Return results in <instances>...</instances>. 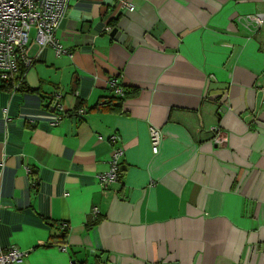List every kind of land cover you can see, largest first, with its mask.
I'll return each mask as SVG.
<instances>
[{"label": "crops", "instance_id": "1", "mask_svg": "<svg viewBox=\"0 0 264 264\" xmlns=\"http://www.w3.org/2000/svg\"><path fill=\"white\" fill-rule=\"evenodd\" d=\"M127 1L69 0L67 54L29 41L30 90L0 79V249L23 264H264V22L238 19L264 0ZM113 134L124 154L103 190Z\"/></svg>", "mask_w": 264, "mask_h": 264}, {"label": "built area", "instance_id": "2", "mask_svg": "<svg viewBox=\"0 0 264 264\" xmlns=\"http://www.w3.org/2000/svg\"><path fill=\"white\" fill-rule=\"evenodd\" d=\"M69 0H0V79L1 82L13 81V89H16L24 79L25 71L32 66L34 59L28 53L29 41L39 47L51 45L55 54H67L62 44L55 36V31L67 12ZM116 6L133 11L134 6L127 0H117ZM240 21L247 24L249 21L259 27L264 22V13L257 12L238 17ZM34 29V37L30 39V31ZM24 72L19 75V68ZM115 83L112 82L111 85ZM115 94L123 96L121 87L115 86ZM56 107L62 109V104ZM86 112L84 107L78 110L82 115ZM62 115L55 122L62 119ZM215 144H225L227 137L218 126L210 127ZM163 132L160 127L149 126V141L152 154L159 152ZM113 145L108 167L96 175L100 187L105 190L119 178L120 159L124 154L122 145H118V136L113 134L109 137ZM29 171V168H26ZM98 208H92V216L98 214ZM59 249L64 250L65 245L59 244ZM28 251L21 250L15 246L0 249V264H23Z\"/></svg>", "mask_w": 264, "mask_h": 264}, {"label": "trees", "instance_id": "3", "mask_svg": "<svg viewBox=\"0 0 264 264\" xmlns=\"http://www.w3.org/2000/svg\"><path fill=\"white\" fill-rule=\"evenodd\" d=\"M23 72H24V69L21 66L19 68V75H21ZM1 87L6 89V90H9V91H11V90L12 91H19V90L24 89V88L26 90H30L29 87H25L24 79L21 80V82L19 83V85H18V87L16 89H13V81H11V80H7V81L2 82Z\"/></svg>", "mask_w": 264, "mask_h": 264}, {"label": "water", "instance_id": "4", "mask_svg": "<svg viewBox=\"0 0 264 264\" xmlns=\"http://www.w3.org/2000/svg\"><path fill=\"white\" fill-rule=\"evenodd\" d=\"M110 36L121 42L124 39L125 34L118 27H113L110 31Z\"/></svg>", "mask_w": 264, "mask_h": 264}, {"label": "rangeland", "instance_id": "5", "mask_svg": "<svg viewBox=\"0 0 264 264\" xmlns=\"http://www.w3.org/2000/svg\"><path fill=\"white\" fill-rule=\"evenodd\" d=\"M34 37V29H32L31 31H30V39H32Z\"/></svg>", "mask_w": 264, "mask_h": 264}]
</instances>
